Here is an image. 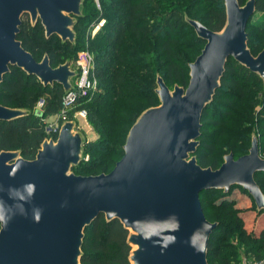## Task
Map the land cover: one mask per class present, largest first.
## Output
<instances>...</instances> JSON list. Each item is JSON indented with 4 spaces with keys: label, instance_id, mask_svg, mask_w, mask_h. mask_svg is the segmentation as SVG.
I'll use <instances>...</instances> for the list:
<instances>
[{
    "label": "water",
    "instance_id": "95a60500",
    "mask_svg": "<svg viewBox=\"0 0 264 264\" xmlns=\"http://www.w3.org/2000/svg\"><path fill=\"white\" fill-rule=\"evenodd\" d=\"M84 0H0V84L10 67L34 76L46 86L71 91L77 76L70 61L52 68L45 55L37 62L17 39L21 19L40 22L46 39L75 45L74 28ZM225 24L219 32L184 18L203 49L188 65L187 86L170 90L156 79L158 105L144 110L129 129L123 155L106 174L78 176L84 135L74 121L60 126L56 139L44 140L33 160L19 151L0 152V264H81L84 231L100 216L118 221L128 232L129 264H208V242L217 223L206 220L200 194H227L241 188L257 212L264 193L255 181L264 174V159L253 137L248 152L229 153L217 169L202 168L201 118L221 86L232 59L257 75L264 89V47L255 56L246 27L255 0L240 5L223 0ZM30 115L0 105V122Z\"/></svg>",
    "mask_w": 264,
    "mask_h": 264
},
{
    "label": "trees",
    "instance_id": "16d2710c",
    "mask_svg": "<svg viewBox=\"0 0 264 264\" xmlns=\"http://www.w3.org/2000/svg\"><path fill=\"white\" fill-rule=\"evenodd\" d=\"M238 1L242 5L243 0ZM97 2L98 4L95 0L83 1L82 17L78 19L74 28L77 36L75 47L68 42L61 43L57 36L46 39L40 22L31 26L26 15L21 19L17 35L24 50L29 52L35 61L39 62L46 55L52 68L67 60L74 62L77 53L74 56L73 52L79 49L88 50L94 58L92 75L97 79V92L89 99L86 97L76 99L67 114L68 121H73L75 113L84 111L86 122L96 134L95 140L87 141L84 145L83 161L72 169V172L79 176H86L104 165L107 161L106 156L110 154L121 159L126 135L135 120L144 110L158 105L153 86L156 74L162 75L167 87L169 84H178L184 88L187 86L188 65L200 54L193 52L192 49L204 46V42L196 37L193 29L185 22L184 16L200 22L213 32H219L225 24L223 0H97ZM255 5V12H264V0H255ZM102 21L103 25L92 36V30ZM251 21L252 18L247 24L246 33L248 48L255 56L264 47V24L258 26L257 35L253 38L249 34ZM261 36L263 37L260 38ZM184 37H191V47L185 50L186 56L182 57ZM63 97L61 85L44 87L34 76H27L23 71L10 67L9 73L0 84V105L28 110L30 115L11 122H0V152L19 151L23 159L33 160L46 138L45 120L60 114ZM41 98L44 99L45 105L40 112H35L36 103ZM241 104L246 105L243 119L256 124L260 130V154L263 155L262 81L257 75L229 59L221 86L216 91L212 103L202 114L200 144L195 153L200 167L217 169L221 165L223 160L220 163L215 152L224 130H216L213 136H208L207 133L225 125V122L221 123L218 119L223 117L227 120ZM258 105L261 107L255 111ZM234 124L241 126L238 121ZM241 127L247 131L250 129L249 125ZM212 137L214 141L211 140ZM240 139L245 142L248 140L246 134H241ZM113 141L119 144H114ZM242 149L245 148L234 145L231 151L239 153L243 151ZM255 181L264 193V174H256ZM235 189L247 194L238 187H232L227 194L216 190L200 194V203L206 220L217 223L208 242V264L233 263L237 250L229 238L234 232L254 243L248 252H251L257 261L264 259V229H260L253 239L249 238L239 210L231 206L232 201L228 197ZM220 200L222 202L219 205L216 201ZM205 205L208 207V215ZM253 211L257 215L264 214V211L257 212L256 209ZM216 213H225V217ZM127 235L128 232L118 221L107 223L104 217L100 216L84 231L81 264H129L131 248L126 243Z\"/></svg>",
    "mask_w": 264,
    "mask_h": 264
},
{
    "label": "rangeland",
    "instance_id": "374dc122",
    "mask_svg": "<svg viewBox=\"0 0 264 264\" xmlns=\"http://www.w3.org/2000/svg\"><path fill=\"white\" fill-rule=\"evenodd\" d=\"M96 4H98L97 0ZM248 0H243L242 1V5H244ZM98 7V6H97ZM82 12H83V7H82ZM186 17V16H184ZM188 18V17H187ZM78 22V20H77ZM264 24V12H255L253 17H252V21H251V25L249 27V34H251V36L254 38L257 35V30H258V26H262ZM88 29V27L86 28V30ZM75 34L76 31L74 30ZM264 36V35H263ZM263 36H261L260 38H262ZM77 37V36H76ZM183 48L181 51V55L182 57L186 56L185 50H187L188 48H190L191 46V37H184L183 38ZM72 47L76 46V41H75V45H71ZM203 49V45L194 48V50L192 49L193 52H199ZM82 51L79 49L77 52H73L74 56L77 53V55H79ZM69 61V60H67ZM66 62V61H65ZM192 63V62H190ZM189 63V64H190ZM64 64V63H62ZM61 65V64H59ZM162 78V75L160 74H156L153 80V86L154 89L157 88L156 86V79L157 77ZM168 85V84H167ZM177 85L179 87H182L178 84H169L168 88L170 90L173 89V87ZM158 103V102H157ZM261 107V105H258L255 108V111L259 110ZM18 109V108H15ZM246 111V105L241 104L239 106V109L237 111H235L233 113V115L228 118L227 120H225V118H220L218 119L219 122H225V125H221L215 129H212L209 131L208 136H213L216 134V130L221 129L224 130V135L221 136L218 140L217 143V147H216V152H215V156L218 158V161L221 163V161L223 160V157L229 153L234 154L235 157H241L243 155H245L248 152V149L250 148V144H251V140L253 137L257 138L258 140V148H259V152H260V148H261V141H260V130L257 127L256 124L254 123H248L246 119H243V114ZM85 118H82L80 116H76L73 117V121L76 123V129L77 131L81 132L86 141H93L96 139V134L94 133V131H92L89 126L87 125L86 121L84 120ZM47 121H52L53 118H46ZM136 121V120H135ZM240 122L241 126H247L249 125V130H244L242 129L241 126H238L236 124H234V122ZM129 132V131H128ZM128 134V133H127ZM246 134L247 135V142L243 141L240 139V135ZM127 136V135H126ZM212 141H214L213 137L211 138ZM113 143H117V141H113ZM119 144V143H117ZM234 145L238 148H245L243 151H237L239 153H233L231 151V148L234 147ZM236 151V150H234ZM97 156H100L99 154H97ZM260 156L264 159V154H260ZM107 157V161L104 165H101L100 167H98L95 171L89 173L86 176H95V175H100V174H104V173H108L110 172L113 167L114 164L116 162L119 161V156H115L114 154H110V156H106ZM223 162V161H222ZM109 163V164H108ZM75 175H78L76 173H74ZM79 176V175H78ZM81 176V175H80ZM229 199L232 201L231 206L233 208H235L236 210H239V215L243 218L244 220V228L246 229V231H248V235L249 238H252L255 235H258V232L260 229H264V214L262 215H257L255 213V211H253L255 209L254 205H253V201L251 200V198L247 195L241 192V190L239 189H235L234 191H232L229 194ZM205 201V198H204ZM222 201H216V203H218L220 205ZM205 210L206 213L208 215V207L205 205ZM222 214L223 218L225 217V213H216V215ZM248 217V218H247ZM230 219V217H228ZM245 218V219H244ZM229 241L234 245L235 249L237 250L236 255L234 257V261L232 264H264V259L262 261H257L255 256L251 253L248 252V249H252L254 246V243L252 241L247 240V238L241 237L240 235H238V233H233L231 234Z\"/></svg>",
    "mask_w": 264,
    "mask_h": 264
},
{
    "label": "built area",
    "instance_id": "2783aa9c",
    "mask_svg": "<svg viewBox=\"0 0 264 264\" xmlns=\"http://www.w3.org/2000/svg\"><path fill=\"white\" fill-rule=\"evenodd\" d=\"M104 21L100 22L93 30L91 35L93 36L100 26H102ZM73 70L77 72V76L72 80V89L63 97V108L59 115L52 117V121L45 120L44 134L46 136L45 140L52 139L54 136L58 135L60 126L69 122L67 119V114L72 109V106L76 99L80 97L91 98L98 89L97 79L92 75L94 68V58L88 50L82 51L74 62L71 63ZM45 101L43 98L39 99L35 106V112H40ZM80 116L82 118L86 117L84 111H80L74 114L73 117Z\"/></svg>",
    "mask_w": 264,
    "mask_h": 264
},
{
    "label": "crops",
    "instance_id": "0c3cea01",
    "mask_svg": "<svg viewBox=\"0 0 264 264\" xmlns=\"http://www.w3.org/2000/svg\"><path fill=\"white\" fill-rule=\"evenodd\" d=\"M85 121H86V119H84ZM87 123V122H86ZM87 125H88V123H87ZM89 126V125H88ZM89 128L91 129V127L89 126ZM92 130V129H91Z\"/></svg>",
    "mask_w": 264,
    "mask_h": 264
}]
</instances>
